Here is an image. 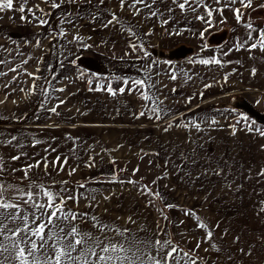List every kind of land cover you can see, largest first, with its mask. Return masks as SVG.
<instances>
[{"label":"crops","instance_id":"obj_1","mask_svg":"<svg viewBox=\"0 0 264 264\" xmlns=\"http://www.w3.org/2000/svg\"><path fill=\"white\" fill-rule=\"evenodd\" d=\"M257 1V5L252 6L251 3L250 7L244 8L239 3L230 5L229 0H222L221 3H217V0H189L183 10L179 7V12L175 6L183 3V0H177V3H173V0H154L156 4L162 2L165 5L167 12L162 18L177 27L170 28L175 34L191 33L188 28H200V33L207 30L199 26L204 20L200 17L204 18L203 12L207 13L208 9L213 10L212 20L223 19L232 24L237 31L235 35L230 34L227 23L220 25L229 28L230 36L229 45L215 50L220 53L219 63L205 65L199 62L205 60L202 54L209 50L205 46L206 37L197 50L180 43L192 49L186 56L181 53V57H170V49L167 52L157 51L159 55L163 52L168 55L163 56L168 63L160 64L150 55L152 60L146 61V64H150L146 67L150 68L148 72H144L139 61L135 64L123 62L128 63L130 68L114 72L111 64L88 59L80 63L88 74L86 82L80 81L79 64L75 60L47 58L46 50L61 52L71 44L77 46L73 34L60 29L58 25L52 27L51 19L47 26L27 28L26 33L0 27V184L7 188L5 198L17 202L21 212H32L35 209L20 199V191L36 193L38 202L46 200L41 185L44 190L65 198L71 194L76 199H66L64 208L80 215V219L72 223L81 231L101 239L106 236L116 242H126L130 237L138 238L144 241L139 247L147 253L142 255L143 264H154L152 257L159 259L157 249L160 246L155 241L160 239L158 230L163 226L157 213L161 210L167 212L165 224L171 225L173 219L170 212L180 210L175 208L180 204L173 203L172 208L167 207L171 205L169 199L167 201L165 198L169 195L168 191L155 187L148 190L159 192L162 199L151 195L156 202L155 207L151 206L144 198L143 192L147 191L137 186L139 180L123 166L136 164L146 157H155L156 164H160V148L167 142L175 146L176 135L180 136L179 139L183 135V150L178 166L180 170H185L183 167L191 164L187 151L189 154L195 143L199 148L205 147L207 133L213 131L225 133L224 148L230 149L231 156L228 158L229 153L226 155L227 162L232 166V175L238 171L241 138L250 141L252 151L255 150L253 145H261L264 151V139L259 140L261 135L255 132L253 136L241 134L240 128L231 124L238 117L234 105L243 101L264 115V48L260 47L264 29L261 32L260 26L255 25L258 21L264 23V13L254 14L256 7L264 8V0ZM235 8L244 14L239 22L235 18ZM53 18L58 19V16L54 15ZM132 33L130 35L134 37L143 35L140 28L133 29ZM21 35H26V38L23 40ZM87 43L91 42L88 40ZM253 44L257 47L252 48ZM140 46L143 50L148 49V44L141 43ZM200 47L203 49L200 50ZM160 68L168 69L166 76L156 70ZM173 75L176 76L174 80L171 78ZM161 78H166L167 90L173 83L181 85V88L169 90L167 100L161 98ZM134 80L145 82L139 92L135 89L137 85L132 83ZM207 81H213L225 96L210 107L206 105V88L199 90ZM114 83L125 91L114 90ZM104 84L107 87H103ZM98 85L100 90H96ZM108 86L115 95L107 90ZM234 92L247 95H236L234 104L229 105L225 100ZM144 95L149 99L145 100ZM53 107L56 108L55 113L50 111ZM153 108L157 111H152ZM141 112L144 115H140ZM169 122L173 123L166 126ZM170 134L172 138L167 139ZM166 163L169 180V174L174 177V172L170 170L175 167L176 161L172 157ZM9 185L12 187L9 188ZM175 191L179 198L186 195L183 191L180 193L178 188ZM187 208L183 204L181 210L187 212ZM3 211L0 209V212ZM92 216L114 229L126 230L125 234L121 236L117 231L107 230L101 233L93 227ZM15 226L9 223V227ZM7 255H0V259ZM6 264L18 262L13 257ZM137 264L140 262L137 261Z\"/></svg>","mask_w":264,"mask_h":264},{"label":"rangeland","instance_id":"obj_2","mask_svg":"<svg viewBox=\"0 0 264 264\" xmlns=\"http://www.w3.org/2000/svg\"><path fill=\"white\" fill-rule=\"evenodd\" d=\"M33 1L35 3H32ZM3 2L4 0H0V3ZM53 2L61 4V7L53 9L51 7ZM161 3L156 4L154 0H143L142 3H136V0H124L122 6L121 0H13V9L0 10V27L17 29L21 30L18 33H24L30 27L47 26L51 19L52 27L58 25L60 29L73 34L72 37L77 42V46L71 44L61 52L46 50L47 58L75 60L79 64L80 81L84 82H86L88 74L84 72L85 68L80 63L88 59L111 64V70L114 72L129 69L128 63L135 64L139 61L143 65L144 72H148L150 68L146 67L150 64H146V61L152 60L150 55L160 64L168 63L167 58H163L168 55L162 53L159 55L157 51L167 52L170 49V55L181 57V53H184L186 56L191 52L190 50H197L199 43L206 37L205 46L209 50L202 54L203 59L221 60L219 51L215 50H221L223 46L229 45L230 34L237 33L232 24L223 19L212 20L207 13L203 12L204 20L199 26L207 29L203 31V37L200 35L202 33L199 31L200 28H195L197 30L188 28L187 30L191 32L188 34H175L170 31V28L177 27L171 26L168 24V19L162 18L167 11L164 8L165 5ZM251 3L252 6L257 5L258 1L251 0ZM21 4L26 9L24 13L17 10ZM178 5L175 7L180 12ZM162 8L164 9L162 10ZM27 9L32 11L29 12ZM254 11V14H263L264 8L258 6ZM153 13H155L154 17ZM54 15L58 16V19L53 18ZM157 15L159 17H156ZM21 16H25L26 19L22 20ZM113 16L117 19L113 20ZM209 19L211 26L206 22ZM109 21L112 22L109 23ZM225 23L230 26V34L228 33L229 28L225 25L220 27ZM256 23L255 25H259L258 28L262 32L264 23L260 24L259 21ZM135 28L142 29L143 35L131 36L132 30ZM162 29L166 32H162ZM21 37L24 40L26 35H21ZM131 39L132 41L129 42ZM88 40L91 42L90 44L87 43ZM141 43L148 44V49L143 50L140 46ZM180 43H184L192 49L185 48ZM202 49L200 47V50ZM145 53L149 54L146 56ZM156 70L160 75L166 76L168 69ZM160 80L163 86L161 94L163 100L169 98L168 93L172 91L173 87L174 89L181 88V85L173 83L169 85V90L171 89L169 91L166 78ZM94 85L96 87L95 83ZM130 85L132 86V84ZM130 85L126 87L131 88ZM103 87H107V85L104 84ZM119 87V84L114 83V90H118ZM136 87V92H139L142 86ZM205 88L208 107L225 98L221 93L222 89L216 88L213 81H207L206 85L201 86L199 90L202 91ZM236 95L245 97L247 93H230L225 102L232 104ZM243 99L245 100V98ZM236 106L237 104L234 105V107ZM235 113L238 114V117L231 124L239 127L241 134L253 136V132H255L254 134L261 135L256 129L263 131L264 123L249 116H247L249 121L245 122L242 120V116H246V114L237 110ZM171 123L173 122H169L166 126ZM249 127L252 130H249ZM224 134L219 131L207 133V139L203 138L207 140L205 147L199 148L198 143L192 144L189 154L187 151L191 164L183 167L185 170H180V166H178L183 150L181 147L183 135L181 139L176 135L175 146L172 142H167V145L160 148V164H156L155 157H146L138 160L136 164L123 166L124 170H128L139 180L137 181L139 188H143V190L155 187L164 188L169 194L165 196L167 201L169 199V204H180L175 207L180 210L176 209V211L170 212L173 219L171 225L165 224L167 212L161 210L157 213L162 221L161 225H163L158 230L159 241H170V246L177 248L176 259L169 260L167 264H192V261H195L196 264H264V151L261 145H259L260 147L253 145L255 150L252 151L250 141L241 138V150L237 156L238 171L232 175L230 171L232 166L230 162H227L226 155L229 153L228 158L231 156L230 149L224 148ZM168 138H172V134L168 135ZM262 139L264 136L261 135L259 140ZM172 157L176 161L175 167L170 170V172H174V177L169 174L170 179L168 180L166 160L168 161ZM234 168L235 164H233V171ZM136 169L138 171L133 174ZM176 188L180 190V193L185 192L183 194L186 195L179 198L178 192L175 191ZM143 193L147 202L155 207L156 202L152 200L153 197L148 192ZM183 204L189 207L187 212L181 210ZM29 219L31 220V216ZM16 222H19L21 227L23 226L22 221ZM201 224L205 227H200ZM209 233H211L210 236ZM197 243L200 245L199 248L196 247ZM170 246L166 245L164 250L158 253V260H161V264H163V258L170 250ZM185 252L189 253L188 257L184 256Z\"/></svg>","mask_w":264,"mask_h":264},{"label":"snow or ice","instance_id":"obj_3","mask_svg":"<svg viewBox=\"0 0 264 264\" xmlns=\"http://www.w3.org/2000/svg\"><path fill=\"white\" fill-rule=\"evenodd\" d=\"M142 2L143 0H136V3ZM221 2L222 0H217V3ZM173 3H177V0H173ZM188 3L189 0H183V3H179L178 6L183 10ZM237 3L241 4L244 8L251 6V0H229L230 5H235ZM123 4L124 0H121V5L123 6ZM51 7L53 9L60 8L61 4L53 2ZM3 9H13V0H4L3 3H0V10ZM17 10L21 13L26 11L23 4H21ZM27 11L31 12L32 10L27 9ZM233 11L236 20L239 22L244 14L239 8H235ZM153 15H155V13H153ZM207 15L208 17H212L213 10L208 9ZM21 19H26V17L21 16ZM116 19L117 18L113 16V20ZM200 19L204 18L200 17ZM111 22L112 21H109V23ZM206 22L211 26L210 19ZM200 35L203 37V32ZM133 47H135V45H133ZM251 47L256 48L257 45L253 44ZM260 47L264 48V35L261 36ZM145 55L147 56L148 54L145 53ZM199 62L205 65L209 63H219L218 60H200ZM171 78L174 80L176 76L173 75ZM124 83L127 84L128 81L125 80ZM132 83L140 86L145 82L142 80H134ZM96 90H100L99 85ZM107 90L115 95V92L110 86H108ZM60 91H63V89H60ZM124 91V88L119 89L121 93ZM144 99L148 100L149 97L144 95ZM60 103L62 104L64 101H60ZM58 106L59 105H57V107ZM50 111L55 113L56 108L53 107ZM152 111L155 112L157 109L153 108ZM140 115H144V113L141 112ZM242 120L247 122L249 121V117L242 116ZM237 123H240V121H237ZM249 130H252L251 127H249ZM235 131L236 129L233 127V134H235ZM256 131H259L260 134L264 136V131L260 129H256ZM16 158L17 157H13V159ZM44 166L47 168V163H45ZM74 171L73 169L72 172ZM135 171H138V169L134 170L133 174H135ZM72 172L69 174L71 175ZM25 176H27V172ZM129 183L135 182L129 181ZM8 187L10 188L12 186L9 185ZM40 187L44 197H46L45 202H38L36 199L37 194L32 191H28L27 193L20 191V199H22L24 203H29L30 207L35 209V211L28 213L26 211L21 212L17 202H10L9 199L5 198L7 188L3 184H0V209L4 210L0 212V255L8 253L7 256L0 259V264H6V262L10 261L13 257L19 264H137V261L143 264L142 255H146L147 253L141 249L139 245L143 244L144 241L135 237H130L127 238L126 242H116L106 236L101 239L92 233L81 231L76 224L72 223L80 219V215L72 213L71 211H66L64 208L66 199H76V197L69 194L65 198L44 190L43 185ZM81 187H84V185H81ZM145 191H147L149 195H154L162 199L159 192L152 193L148 189H145ZM25 196L27 199H24ZM92 198L95 199V197ZM105 198L107 199V197ZM167 207L171 208L173 205H167ZM10 209H15L16 211L10 212L8 211ZM37 212H39V215H37ZM29 216H31V220ZM91 219L94 221L93 227L97 228L101 233L107 230L117 231L121 236L125 234L126 230L121 231L119 229H114L104 224L95 216H92ZM18 220L23 222L22 227L16 224ZM9 223L15 224L16 226L9 227ZM33 225L35 226L33 227ZM200 227H205V225L201 224ZM210 235L211 233H209V236ZM155 244L160 245L157 249V253H159L164 250L166 245L170 246L171 242L156 240ZM199 246V243H197L196 247L199 248ZM97 249H99V251H97ZM73 253H76V255H73ZM129 253H131V255H129ZM175 253H177V248L175 246H170V250L167 251L163 258V264H167L169 260L176 259ZM184 256L188 257L189 253L185 252ZM91 257L95 259H90ZM152 259L154 264H161V260H157L155 257H152ZM192 264H196V262L192 261Z\"/></svg>","mask_w":264,"mask_h":264},{"label":"water","instance_id":"obj_4","mask_svg":"<svg viewBox=\"0 0 264 264\" xmlns=\"http://www.w3.org/2000/svg\"><path fill=\"white\" fill-rule=\"evenodd\" d=\"M239 109H241L242 111H244L249 117L264 123V115H261L260 113H258L251 105H249L248 103H242L239 106Z\"/></svg>","mask_w":264,"mask_h":264},{"label":"trees","instance_id":"obj_5","mask_svg":"<svg viewBox=\"0 0 264 264\" xmlns=\"http://www.w3.org/2000/svg\"><path fill=\"white\" fill-rule=\"evenodd\" d=\"M163 55H166V53H162ZM169 56L170 57H172L173 55H170L169 54ZM228 104L230 105L231 103L230 102H228ZM233 104H234V102H233ZM241 104H237V106L236 107H234L237 111H241V112H243L244 114H246L244 111H242L241 109H239V106H240ZM246 116H248L247 114H246Z\"/></svg>","mask_w":264,"mask_h":264}]
</instances>
